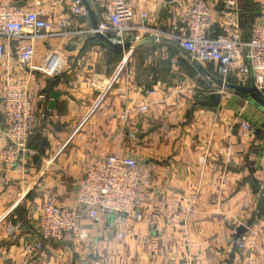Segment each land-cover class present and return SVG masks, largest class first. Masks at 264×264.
Here are the masks:
<instances>
[{"label": "crops", "instance_id": "crops-1", "mask_svg": "<svg viewBox=\"0 0 264 264\" xmlns=\"http://www.w3.org/2000/svg\"><path fill=\"white\" fill-rule=\"evenodd\" d=\"M72 1L0 0L37 13L53 35L35 40L28 69L9 44L14 78L29 83L41 129L18 164L0 168V264H264V112L230 91L215 109L195 106L218 92L213 66L166 41L116 56L90 43L91 18L71 16ZM83 1L100 23L103 0ZM127 1L134 23L144 12L147 24L168 30L196 0ZM205 1L223 22V0ZM249 2L264 9V0ZM1 134L0 121V150ZM111 154L131 156L143 174L141 219L87 220L86 243L66 236L38 259L28 248L47 201L75 206L84 167ZM240 227L247 232L236 239Z\"/></svg>", "mask_w": 264, "mask_h": 264}, {"label": "built area", "instance_id": "built-area-1", "mask_svg": "<svg viewBox=\"0 0 264 264\" xmlns=\"http://www.w3.org/2000/svg\"><path fill=\"white\" fill-rule=\"evenodd\" d=\"M102 9L103 19L97 30H87L89 36L97 32L110 35V41L118 45L147 38L166 41L184 51L190 61L213 66L216 78L236 85H253L264 97V14L250 25L248 39L244 40L239 20L240 0H223L225 17L220 24L212 19L209 4L205 0H196L168 30L147 24L144 12L140 14V22L134 23V13L127 0H103ZM70 13L73 17H81L87 11L81 0H73ZM52 36L49 24L37 13L0 4V121L5 143L0 150L1 169L18 164L27 151L30 138L41 129L29 83L14 78L9 44L16 43L14 57L23 69H28L35 40ZM49 71L46 67V73ZM28 77L32 78L30 73ZM39 99L43 100V95ZM146 111L145 106L135 110L136 114ZM125 118V115L120 117L122 121ZM125 122L135 132L134 121L126 119ZM240 127L252 131L246 123H241ZM145 184L143 174L131 156L111 154L87 164L76 181L75 206L47 201L35 223L37 239L28 250L37 251V258L44 259L45 245L59 243L66 236L86 243L89 239L87 220L92 225L112 216L139 221L143 202L141 192ZM244 239L241 237L240 241ZM151 247L152 256H155V242ZM85 264L103 263L92 259Z\"/></svg>", "mask_w": 264, "mask_h": 264}, {"label": "water", "instance_id": "water-1", "mask_svg": "<svg viewBox=\"0 0 264 264\" xmlns=\"http://www.w3.org/2000/svg\"><path fill=\"white\" fill-rule=\"evenodd\" d=\"M83 3V6L85 7L87 14L91 18L92 21V29L97 30L98 23L95 21L94 15L89 7V5L81 0ZM240 18V17H239ZM110 35H102L101 33L97 32L93 36L90 37L89 41L90 43H95L99 45L100 47L108 49L111 53H113L116 56H121L123 53L131 52L134 48L143 45L148 42L154 41V38H147L145 40H141L138 42H127L123 45L113 44L110 41ZM123 64L126 63V59H123ZM209 80L212 82V84L218 89V92H212L210 93L205 100L198 101L195 106L201 107L204 109H215L219 106L222 93L224 91H230L234 95L244 98L249 105L254 107L255 109L264 112V97L263 95L253 86H242V85H236L232 83H226L218 78H214L212 76L209 77ZM247 231L240 227L236 230V239L246 233Z\"/></svg>", "mask_w": 264, "mask_h": 264}, {"label": "trees", "instance_id": "trees-1", "mask_svg": "<svg viewBox=\"0 0 264 264\" xmlns=\"http://www.w3.org/2000/svg\"><path fill=\"white\" fill-rule=\"evenodd\" d=\"M264 14V9L262 7H258L254 3H250L249 0H244V2L240 3V27L242 30V36L244 40L248 39L249 34V28L250 25L259 17H261ZM207 71V70H206ZM210 74V73H209ZM212 76L216 78V74L213 73ZM33 138L31 137L27 146H30V142Z\"/></svg>", "mask_w": 264, "mask_h": 264}, {"label": "rangeland", "instance_id": "rangeland-1", "mask_svg": "<svg viewBox=\"0 0 264 264\" xmlns=\"http://www.w3.org/2000/svg\"><path fill=\"white\" fill-rule=\"evenodd\" d=\"M260 112H262V111H260ZM242 237H244V236H242ZM244 240H246V238Z\"/></svg>", "mask_w": 264, "mask_h": 264}]
</instances>
